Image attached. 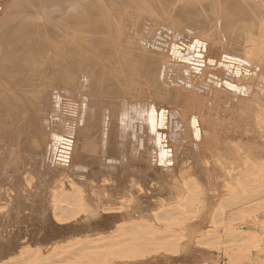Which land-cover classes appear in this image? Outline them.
Returning <instances> with one entry per match:
<instances>
[{
  "label": "bare ground",
  "instance_id": "obj_1",
  "mask_svg": "<svg viewBox=\"0 0 264 264\" xmlns=\"http://www.w3.org/2000/svg\"><path fill=\"white\" fill-rule=\"evenodd\" d=\"M201 248L264 256V0H0V264Z\"/></svg>",
  "mask_w": 264,
  "mask_h": 264
},
{
  "label": "rangeland",
  "instance_id": "obj_2",
  "mask_svg": "<svg viewBox=\"0 0 264 264\" xmlns=\"http://www.w3.org/2000/svg\"><path fill=\"white\" fill-rule=\"evenodd\" d=\"M151 201H152V199H151ZM3 211H5L4 208H3ZM36 214H38V216H40L39 228L42 229V228H44V226L46 224V219L44 218L43 213H40V212L38 213V211H36ZM246 228H247V225L241 226L242 230H246ZM183 256H184V254L179 255L178 256L179 259L178 258L176 259L177 262H175V260H171V259L170 260L164 259V260H159V261L146 260L144 262L141 261V262H137V263H127V264H215V263L216 264H228L227 261L224 260L225 257L222 253L219 254V253H216L215 250H206L204 248H201L197 251H190L185 255L184 258H183ZM180 257H182L183 259L182 258L180 259ZM263 262H264V256H261V255L260 256H254L253 255L252 259L250 261L243 262L241 264H262Z\"/></svg>",
  "mask_w": 264,
  "mask_h": 264
}]
</instances>
